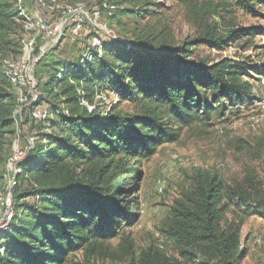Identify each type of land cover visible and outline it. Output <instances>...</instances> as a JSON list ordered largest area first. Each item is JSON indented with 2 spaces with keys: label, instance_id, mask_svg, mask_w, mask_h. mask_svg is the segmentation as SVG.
<instances>
[{
  "label": "rangeland",
  "instance_id": "374dc122",
  "mask_svg": "<svg viewBox=\"0 0 264 264\" xmlns=\"http://www.w3.org/2000/svg\"><path fill=\"white\" fill-rule=\"evenodd\" d=\"M60 1L102 10L101 20L117 40L98 33L106 42L111 65L122 63L119 56L126 50L125 43L145 56H172L178 48L213 33L219 45L193 46L182 61L193 68L223 60L242 63L247 67L242 79L249 83L251 92L249 99L225 110L215 108L204 124L183 128L176 140L161 145L149 159L117 157L108 167L107 179L119 184L118 198L127 216L113 230L95 233L63 264H144L145 253L158 264H223L213 256L210 246L202 244L201 248L180 232L199 231L200 221L191 222L182 213L201 212V189L211 182L221 192L219 230L229 238L224 263L264 264V0H250L248 9L242 0ZM251 28L257 31L256 36L245 33ZM96 34L91 30L82 41L67 36L34 66L42 102L51 108L56 105L57 112L45 125L34 122L27 111L21 117L15 112L16 133L9 153L16 146L27 147L29 141L37 147L50 135L60 137L63 109L75 116L82 114L79 105L63 103V91L54 87V78L79 66L83 46ZM93 69L95 73L101 65L97 63ZM100 79L99 86L86 85L92 107L86 110L95 111L100 118L117 115L137 119L132 127H139L144 114L155 107L150 97L141 95L132 78L118 83H100ZM12 87L17 99L19 89ZM104 163L107 161L84 167L94 170ZM12 182L7 169L0 174V223L9 194L12 208L13 201L16 209L20 206L18 223L27 227L33 214L25 207L33 204V198L25 195V181L17 180L14 186Z\"/></svg>",
  "mask_w": 264,
  "mask_h": 264
},
{
  "label": "trees",
  "instance_id": "16d2710c",
  "mask_svg": "<svg viewBox=\"0 0 264 264\" xmlns=\"http://www.w3.org/2000/svg\"><path fill=\"white\" fill-rule=\"evenodd\" d=\"M242 2L248 9L250 0ZM44 16L52 18L47 13ZM109 16L113 13L110 12ZM256 32L252 28L245 30L250 36H256ZM25 37V24L19 16L16 0H0V58L18 61ZM200 45L213 47L219 45V41L213 33H207L173 51L172 56H145L125 43L127 51L119 56L122 63L111 65L106 58V42H103L101 57L94 55L92 60L83 61L81 55L79 66L63 73L61 81H58V75L55 76L54 87L62 89L63 103H75L83 108V112L75 116L63 109L60 137L48 136L45 144L35 145L20 164L22 172L16 181L27 183L25 195L33 198V204L25 208L33 214V219L28 221L27 227L18 223L20 206L17 205L16 209L13 201V218L8 228L0 232V249H5L3 254L0 252V264H63L71 253L88 244L95 233L113 230L127 216L118 198L119 184L107 179L108 167L117 157L149 159L161 145L176 140L183 128L204 124L215 108L225 110L230 104L251 97L250 85L242 79L246 65L223 60L193 68L182 61L190 53V48ZM177 54L180 56L176 57ZM97 63L101 69L94 73L93 67ZM130 78L137 83L141 95L149 96L155 104L154 109L148 110L141 118L139 127H132L137 119L117 115L100 118L95 111L89 113L86 110L82 103H88L86 88L89 86L86 85H98V79L100 83H118ZM81 90L83 96L78 93ZM17 101L12 84L0 73V174L7 169L13 153H9V148L16 133L14 113ZM42 101L40 93L38 103L22 114L27 111L31 117L35 107L44 106ZM45 107L51 116L38 123L41 125L50 122L57 112L56 105L51 108L45 104ZM65 111L69 112L68 116ZM105 161L107 164L98 169L84 167L85 164ZM201 197L199 214L182 213V217L191 222L200 221L197 227L194 226L199 231L180 232L201 248L202 244L210 246L213 256L225 264L229 238L219 230V186L211 182L201 189ZM143 260L144 264H158L150 254L145 253Z\"/></svg>",
  "mask_w": 264,
  "mask_h": 264
},
{
  "label": "built area",
  "instance_id": "2783aa9c",
  "mask_svg": "<svg viewBox=\"0 0 264 264\" xmlns=\"http://www.w3.org/2000/svg\"><path fill=\"white\" fill-rule=\"evenodd\" d=\"M16 7L19 16L25 24L26 37L22 41V56L18 61L10 58H0V73H2L10 83L19 89V96L16 107V114L21 117L23 111L38 103L40 93L34 77V66L46 54L54 48L64 38L70 36L73 40H85L89 31L97 33L85 44L82 54L83 61L92 60L94 55L99 57L103 54L102 35L104 33L109 38H113L108 25L103 23L100 9L90 8L84 4H67L59 0H16ZM44 13L50 15L46 19ZM92 35V33H90ZM58 74V81H61L63 73ZM73 83V82H72ZM81 96L84 92H78ZM83 105L89 107L86 101ZM90 108V107H89ZM92 109V107L90 108ZM65 115H69L65 111ZM51 116L50 111L45 106H37L31 112V118L36 123L46 121ZM34 148V143L29 141L27 147L16 146L7 163V170L13 179L12 186L16 184V177L21 174L20 164L27 158L30 150ZM11 190V186L9 187ZM3 222L0 223V232L5 231L13 218L11 195L8 194ZM3 254L4 248L0 249Z\"/></svg>",
  "mask_w": 264,
  "mask_h": 264
}]
</instances>
